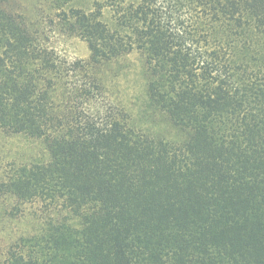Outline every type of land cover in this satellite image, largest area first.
Segmentation results:
<instances>
[{
  "label": "trees",
  "instance_id": "1",
  "mask_svg": "<svg viewBox=\"0 0 264 264\" xmlns=\"http://www.w3.org/2000/svg\"><path fill=\"white\" fill-rule=\"evenodd\" d=\"M13 138L0 264H264V0H0Z\"/></svg>",
  "mask_w": 264,
  "mask_h": 264
},
{
  "label": "rangeland",
  "instance_id": "2",
  "mask_svg": "<svg viewBox=\"0 0 264 264\" xmlns=\"http://www.w3.org/2000/svg\"><path fill=\"white\" fill-rule=\"evenodd\" d=\"M25 1L31 2V0ZM67 52L72 56L86 57L88 49L85 42L75 40L67 47ZM20 139L13 138L7 144H0V157L5 154H13L19 150L20 146L24 143ZM12 205V196L7 194L0 195V258H3L8 245L15 236L31 233L37 227L35 221L31 219L35 204H26L24 209L21 208L22 210L15 212L11 210ZM10 214H14L15 217H10Z\"/></svg>",
  "mask_w": 264,
  "mask_h": 264
}]
</instances>
